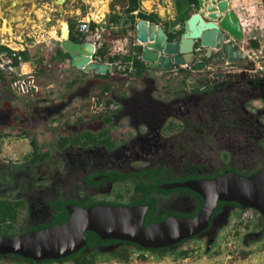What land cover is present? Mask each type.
Listing matches in <instances>:
<instances>
[{
  "label": "trees",
  "instance_id": "obj_1",
  "mask_svg": "<svg viewBox=\"0 0 264 264\" xmlns=\"http://www.w3.org/2000/svg\"><path fill=\"white\" fill-rule=\"evenodd\" d=\"M128 1L126 12L131 13L137 8L138 2L137 0ZM186 3L196 5L197 0H187ZM190 10H192V8ZM116 18L118 17L113 16V21H117ZM165 25H168V23ZM91 26L92 29L95 30L96 24H91ZM70 27L72 32L71 36L74 41L98 42L94 32L91 34L78 33L76 28L74 29V25H70ZM133 28L134 27L131 26L129 30L134 31ZM182 32L183 30L169 33L170 39H179ZM123 34H126L125 30ZM108 46L109 44L106 42L101 44V47L98 48L96 53V57L101 58L104 62L108 63L117 60L129 61L134 57L131 53L130 55H122L120 53L111 54L112 51L108 50ZM138 49L136 48L135 52L140 54L142 49L141 46L138 47ZM63 56L70 58L69 54L66 52L63 53ZM23 57L25 60L28 59L26 54L23 55ZM215 57L218 58L220 56L216 55L207 60L209 62L213 61ZM134 63L136 72L132 76L142 75L147 71L148 68L143 60L134 57ZM49 64H51V62H49ZM40 66L37 78H39V75H44L46 71L54 70L52 65L49 68L42 62ZM180 73L188 76L191 74V71L189 69L183 70V68H180ZM88 76H92V80L86 83L84 80H86ZM16 80V77L0 70V143L7 137H23L29 140L32 150L25 156L23 163L8 162L5 164L0 162V235L13 236L27 232H36L57 224H63L70 217L68 207L71 205L86 208L100 204L147 206L148 213L144 222L145 226L149 223L162 222L170 215L187 218L195 217L201 210L204 200L194 191L187 188H175L170 190L162 188V185L165 184L176 182L183 183L189 180L181 179L175 172L167 168H141L133 173H122L114 170L106 173H93L81 180L86 185L95 186L97 184L96 177L103 176V180L101 179V181H99L100 183L112 181L114 182L113 184H120L129 195V201L127 203L101 201L97 200L95 197H87L84 193H81L80 196H76L75 194L66 192L65 195L61 194L57 200L49 204L51 208H53L52 215L49 219L37 224L30 222L28 229L24 231L18 230L22 224V213L28 203L27 197L24 194L29 190V183H32V185L36 187L39 179H41V181H39L40 184L51 186V182L57 183L60 177L66 175L67 172H63L61 166L67 165L69 167L75 155L83 156L84 152L88 149L104 147L111 150L117 148V146L120 145L121 139L118 138L114 129L125 118H133V125L135 128L138 127L137 129L139 132L145 133L147 131V126H145L143 122L137 123L135 121V113H131L132 110L129 109V105L120 103L121 100H119V95L121 96V93L117 92L118 94L114 98L111 96L115 87L120 86L116 81L121 82L122 79L118 76L110 77L109 72L107 74L84 73L82 79L69 83L67 89L71 90L76 83L85 82L86 88L93 94V97L98 98L100 102H105L107 106L111 103H116L119 105V109L116 112L105 110L95 115L88 112L87 115H76L74 120L69 119L68 116H75L76 112H74L75 114L68 113L65 111L66 106L64 104L51 102V96H53L52 91L27 94L19 93L14 86ZM40 85L42 86L41 88H44V85ZM219 86L223 85L214 84L213 86H208L206 91L197 92L192 96L188 94L183 87L184 93L179 99L187 101L191 99L196 102H199L200 99L208 102L213 101L212 99L217 95V90L220 88ZM82 107L84 108V106ZM88 109L86 111H89ZM90 109H92L91 106ZM79 110L81 111V109ZM209 115L210 112H206L202 115V117L208 119L207 123H203L200 121V118H193V116L187 117V120H181L182 127L185 130L184 134L189 131L192 135H206L207 141L205 143H208L210 139L208 134L212 133L211 128L214 126V121L212 118H209ZM66 118H68V120ZM175 128V124L170 127L171 131H174ZM190 134L185 135L188 137ZM65 170L69 169L65 168L64 171ZM259 170L260 169L257 171ZM257 171H254L253 174ZM226 172H236L245 175L242 171L229 168L217 172L215 175L208 177V179H213ZM196 178L198 180L201 179L200 177ZM83 183L81 182L80 185H83ZM80 185L79 187H81ZM178 194H186V196L189 195L192 197L193 203L196 206L193 213L185 214L183 212H176L168 209L167 204L169 199ZM236 208L243 210V208L234 202H219L212 220L210 221V226L206 231V233H209V238L217 239L220 229L228 221L231 210ZM259 216L261 218V224L264 227V217L261 215ZM86 237V247L67 258L43 260L37 263L34 260L26 259L18 255H0V264H97L102 258L110 257L120 262H129L134 250L156 254L161 257L170 254L175 258H186L193 252V249L185 248L186 244L191 240L164 249L146 250L139 245L128 242L103 240L93 232H87ZM198 239L199 238L196 237L192 240ZM245 239L241 251L243 258L250 255L249 250H247V246L250 243L264 244V229L257 234H248ZM215 245L216 243L214 242L211 248H214ZM205 253H208V251L204 250V254Z\"/></svg>",
  "mask_w": 264,
  "mask_h": 264
},
{
  "label": "water",
  "instance_id": "obj_2",
  "mask_svg": "<svg viewBox=\"0 0 264 264\" xmlns=\"http://www.w3.org/2000/svg\"><path fill=\"white\" fill-rule=\"evenodd\" d=\"M228 36L235 40L244 38L241 22L231 8L230 0H197L196 10L184 21L183 32L177 40H171L162 25L145 19H140L135 28L142 60L157 73H170L189 65V70L194 73L206 74L209 68L224 67L226 62L247 64L249 57L237 50L233 42L226 41ZM60 45L69 54L73 68L87 73H108L107 64L94 60L96 45L74 41L67 22L63 24ZM250 46L255 50L260 48L256 40H252ZM199 47L204 49L207 59L220 57L210 62L197 60ZM248 65L254 69L253 63ZM247 76L217 73L214 80L245 79ZM25 91V94L35 93L34 88L27 90L25 87ZM162 188L190 189L203 198L204 204L195 217L169 216L162 222L146 226L147 206L100 204L86 208L71 205L68 207L70 217L63 224L36 232L0 235V255H18L37 263L67 258L86 247L87 232H93L103 240L128 242L146 250L164 249L203 235L222 201L253 209L264 217V167L252 175L226 172L213 179L170 183Z\"/></svg>",
  "mask_w": 264,
  "mask_h": 264
},
{
  "label": "crops",
  "instance_id": "obj_3",
  "mask_svg": "<svg viewBox=\"0 0 264 264\" xmlns=\"http://www.w3.org/2000/svg\"><path fill=\"white\" fill-rule=\"evenodd\" d=\"M186 1L137 0V8L127 13L128 0H0V49H14L23 55L26 54L28 59L24 73L34 70L38 75L41 61L51 62L54 70L46 71L44 75H39L37 78L39 85H44L39 92L52 91L51 102L64 104L65 111L69 113L73 109L72 114H75L74 112L76 114L74 118L68 116L69 119L74 120L76 115H87L88 112L94 115L99 114L102 111L95 112L90 109L93 94L85 85V82L92 80V76H88L83 83H76L71 90L67 89L69 83L82 79L87 72L73 68L70 58L63 56L64 50L60 45L63 24L67 22L70 29V25H74V29L76 28V31L80 33L78 31L80 20L89 18L92 24L104 28L97 35L99 38L95 35L98 41L95 43L97 51L101 44L106 42L109 44L108 50L112 51L111 54H118L121 48L135 52V49L141 46L135 37V28L139 20L145 19L160 24L169 33H173V28L178 25L183 30L184 21L196 10L195 4L186 3ZM230 6L239 20L244 22L245 31L252 33L254 40L258 41L262 48L264 0H230ZM113 16L118 17L117 21H113ZM166 23L168 25H165ZM112 25L114 27H111ZM131 26L134 27V31L129 30ZM122 30H125L126 34H123ZM206 59L205 53L197 60ZM145 64L148 69L144 74L121 78L123 80L121 82L116 81L120 86L115 87L111 96L114 98L121 93L120 103L130 107L166 105L173 100H181L179 98L184 93L182 89L184 86L186 87L184 90L192 96L202 92L205 84L208 83L205 73L192 71L191 74L183 77L180 67L174 72L157 73L147 63ZM87 109L89 111H86ZM129 121V125L134 130L133 118H129ZM121 124L122 121L114 129L118 137L119 134L125 133ZM131 128L126 133L129 136L133 132ZM165 128L169 129L166 122L161 125V134ZM124 137L125 134L121 138ZM4 140L31 151L27 138L11 136Z\"/></svg>",
  "mask_w": 264,
  "mask_h": 264
},
{
  "label": "flooded vegetation",
  "instance_id": "obj_4",
  "mask_svg": "<svg viewBox=\"0 0 264 264\" xmlns=\"http://www.w3.org/2000/svg\"><path fill=\"white\" fill-rule=\"evenodd\" d=\"M247 75L245 79L218 81L217 84L223 86H219L213 101L200 99L197 103L191 99L188 101L177 99L166 105L129 107L132 110L131 113H135V121L143 122L147 126V131L143 133L137 130L127 139L120 138L122 141L117 148L111 150L104 147L94 148L85 151L83 156L75 155L69 167L61 166V168L69 169L63 171L67 172L66 175L59 176L60 180H57V183L51 182V186L40 184L41 179L36 187L29 183V190L24 195L27 197V206L31 212V222L37 224L49 219L53 212L49 204L57 200L61 194L65 195L68 192L80 196L84 193L87 197H96L105 184L108 188L113 187L114 182L112 181L99 182L103 176L96 177L95 186L83 183L81 179L93 173H106L114 170L133 173L141 168H167L181 179L198 180L196 177L208 179L216 174V171L206 173L207 171L202 168L212 169L218 166L217 168H222L221 171L234 168L245 175L253 174V172L249 173V170L260 161H264V74L262 76L260 74ZM181 76L186 75L181 73ZM207 88L208 86H205L202 92ZM206 112H210L209 118L214 121V126L211 128L212 133L208 134L209 141L212 143L210 145L205 143L207 139L203 134L192 135L187 131L188 133L185 132V134L191 136L187 137L182 131V134L180 133L182 137L176 134L171 138H166L160 133L161 125L170 116L178 117L180 120H187V117L193 116L207 123L208 119L202 117ZM124 134L121 133L120 137ZM179 145L181 147L177 149ZM206 148L214 155L206 156ZM180 152L185 153L176 156ZM219 152L228 157V163L221 160L218 156ZM195 156L201 157L196 161ZM259 157L263 158L259 159ZM262 167L264 164L257 168ZM81 182L83 185H80ZM185 195L178 194L170 198L168 202L173 205L167 206L168 209L185 214L193 213L196 208L193 199ZM233 210L240 211L236 208L231 212ZM198 238L196 241L201 242L204 247L206 244L205 250L210 254L213 249L211 246L214 242H218L219 235L215 240L209 238V233L205 232Z\"/></svg>",
  "mask_w": 264,
  "mask_h": 264
},
{
  "label": "built area",
  "instance_id": "obj_5",
  "mask_svg": "<svg viewBox=\"0 0 264 264\" xmlns=\"http://www.w3.org/2000/svg\"><path fill=\"white\" fill-rule=\"evenodd\" d=\"M241 26L244 32V38L242 40H235L233 37L228 36L226 41L233 42L235 48L244 54H246L249 57L248 62L254 63V69H251L247 64L241 65V64H231L226 62L224 67L220 68H209L206 74L204 75L206 78V81L211 82L214 81V75L217 73L221 74H260L261 76L264 74V47L259 48L257 50L253 49L250 46V42L255 39L254 36H252V33L245 31L244 22L240 20ZM245 23L246 20H245ZM91 20L89 18H84L83 20H80L79 22V30L80 33L83 34H91L94 32V34L97 36L101 31L104 30L102 26H96L95 30L92 29L91 26ZM246 25V24H245ZM111 27H114L113 25ZM174 32H178L181 30V26H175ZM99 38V36H97ZM95 44V43H94ZM198 57L201 55H204V49L199 47L197 49ZM120 54L122 55H131L134 56L137 59H141V53L138 54L134 51L125 50L123 48L120 49ZM134 57L130 59L129 61H113V62H104L101 58L96 57V54L94 56V60L100 64H107L109 66V75L110 77L118 76L122 79H126L128 77H131L136 72V67L134 63ZM27 60L24 59L23 55L18 51L14 49H0V70L2 72H5L7 74H10L17 78L15 81L14 86L16 87L17 91L19 93H25V87L27 90L29 89H35V92H39L41 90V87L37 81V75L35 74L34 70H31L30 72L24 73V68L27 65ZM44 65L51 67V64L41 61ZM183 69H189V65H186L184 67H180ZM205 87V86H204ZM91 107L93 111H105L108 110L110 112H116L119 109V105L116 103H111L108 106L105 104V102H100L98 98L92 97V104ZM121 127L123 128V132H125V136H129L126 133L130 130L131 126L127 122H123L121 124ZM133 130V128H131ZM134 132V130H133ZM133 132L131 134H133ZM131 136V135H130ZM4 143H0V162H5V154H4ZM235 213V214H234ZM232 218L234 219L233 223H235L237 226L242 227L241 236L242 234H248V232L251 233H258L261 232L264 227L261 224V218L260 214L256 212L253 209H243L240 211L234 212ZM235 231L229 229L222 231V234H219V241L221 242V237H227L228 233H234ZM236 233V232H235ZM149 254L148 252L133 251V257L135 259H141L143 254ZM141 257V258H140ZM145 257V256H144ZM143 257V258H144ZM103 263H108V259L104 258L101 260ZM112 261L116 262L117 260L114 258Z\"/></svg>",
  "mask_w": 264,
  "mask_h": 264
},
{
  "label": "rangeland",
  "instance_id": "obj_6",
  "mask_svg": "<svg viewBox=\"0 0 264 264\" xmlns=\"http://www.w3.org/2000/svg\"><path fill=\"white\" fill-rule=\"evenodd\" d=\"M261 41L263 42V47H264V34L261 36ZM252 62H248V64H252ZM254 64V63H253ZM218 81L214 80L211 82L206 83V86H211L213 84H217ZM203 90V89H202ZM74 111L73 109L70 110V113ZM69 113V112H68ZM71 118H74V116L71 115ZM123 122L130 123L129 119L125 118L122 120ZM175 124L176 128L174 131H171L170 127L171 125ZM166 126H169V129L165 128L164 131L162 132V136L166 138H171L173 135L180 134L182 131L184 132V129L182 127V122L180 118L175 117V116H170L166 120ZM182 134V133H181ZM180 134V135H181ZM118 136V135H117ZM120 134H119V137ZM128 136H125L123 139H127ZM121 140V141H122ZM4 154H5V164L8 162H15V163H23L25 160V156L28 155L31 151H27L26 148H22L21 145L15 146L12 145L9 141L4 140ZM29 144V142H28ZM207 145L212 144L210 141L206 143ZM181 145L177 147L179 149ZM29 150V149H28ZM32 150V148H30ZM185 149H183L184 151ZM27 151V152H26ZM181 153L185 152H180L176 156L182 155ZM206 156L214 155L213 152L209 151L208 148L205 150ZM218 156H220L221 160H224L225 162H229L228 157L224 155V153L219 152ZM201 157V156H200ZM195 156V160L197 161V158H200ZM263 157H259V159H262ZM198 163V162H197ZM199 164V163H198ZM264 164V161H260L257 165H255L254 168L249 170V173H252L256 171L261 165ZM201 165V164H200ZM205 166V164H202ZM218 167V166H217ZM202 168L205 169L207 172L210 173L211 171H216L220 172L222 168ZM65 168H62L61 170L64 171ZM7 184V183H6ZM186 196V195H185ZM183 196V197H185ZM97 200L101 201H110V202H121V203H127L129 201V195L124 191L122 185L120 184H114L112 188H108V186L105 184L101 188V192L97 194L95 197ZM173 204L168 202L167 206L170 207ZM234 211L238 210H233L228 218V221L226 224L220 229L219 234H222V231L224 230H233L235 231L234 233H228L227 237H221V242L218 239V242L212 249L211 253H205L204 250L206 247L201 243L197 242L196 240H191L189 241L185 248L186 249H193L192 253L188 257H179L175 258L173 255H167L165 257H161L159 255H154V254H143L140 257L141 259H135L133 256L129 262H120V261H112L114 258H108V263H103L101 260L97 264H264V244L263 243H250L247 246V250H249L250 255H248L246 258H243L241 255L242 247L243 244L245 243V237L246 234H242L241 236V226H237L235 223H233L234 219L232 216ZM31 222V212L28 206L24 209L22 213V224L21 227L18 228L20 231H24L29 228ZM251 233V232H248ZM218 234V235H219ZM257 234V233H256ZM6 264V263H3ZM69 264V263H66Z\"/></svg>",
  "mask_w": 264,
  "mask_h": 264
},
{
  "label": "clouds",
  "instance_id": "obj_7",
  "mask_svg": "<svg viewBox=\"0 0 264 264\" xmlns=\"http://www.w3.org/2000/svg\"><path fill=\"white\" fill-rule=\"evenodd\" d=\"M36 93H38V92H36Z\"/></svg>",
  "mask_w": 264,
  "mask_h": 264
},
{
  "label": "bare ground",
  "instance_id": "obj_8",
  "mask_svg": "<svg viewBox=\"0 0 264 264\" xmlns=\"http://www.w3.org/2000/svg\"><path fill=\"white\" fill-rule=\"evenodd\" d=\"M247 74V73H246Z\"/></svg>",
  "mask_w": 264,
  "mask_h": 264
}]
</instances>
